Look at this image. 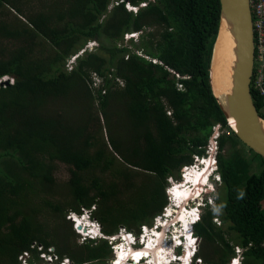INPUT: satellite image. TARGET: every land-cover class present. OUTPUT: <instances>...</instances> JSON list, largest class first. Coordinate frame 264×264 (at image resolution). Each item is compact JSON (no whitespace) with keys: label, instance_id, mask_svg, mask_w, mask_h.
Segmentation results:
<instances>
[{"label":"trees","instance_id":"16d2710c","mask_svg":"<svg viewBox=\"0 0 264 264\" xmlns=\"http://www.w3.org/2000/svg\"><path fill=\"white\" fill-rule=\"evenodd\" d=\"M219 12V0H0V79L13 80L0 86V264H37L51 249L106 264L107 240L78 244L67 216L92 210L106 237L139 234L215 126L221 186L194 227L197 258L229 264L240 247L241 264H264V159L233 134L210 84ZM256 54L251 96L264 119Z\"/></svg>","mask_w":264,"mask_h":264},{"label":"clouds","instance_id":"9594fccd","mask_svg":"<svg viewBox=\"0 0 264 264\" xmlns=\"http://www.w3.org/2000/svg\"><path fill=\"white\" fill-rule=\"evenodd\" d=\"M114 3V1H113ZM116 4V3H115ZM145 4H141L138 7H133L129 4L125 5V9L128 12L132 13H137L138 9L141 7H144ZM125 37H128L126 40L131 39L134 37V35H126ZM68 69L70 68V65L67 64ZM7 78L8 80L6 82H3L0 86L2 85H7V84H13V80L9 77H3ZM1 78V79H3ZM12 80V83L11 81ZM101 83L98 81H95V88H100ZM218 137V136H217ZM216 137V138H217ZM215 138V139H216ZM214 140V139H213ZM212 139L210 141H213ZM209 152V150H207ZM218 148L216 146V149H213L210 154H206L204 157H194L193 164L184 166L181 170L180 174V180H175L176 182L174 184H170L168 180V187L166 189V196L168 198L167 201L168 204H172L173 208L179 209L181 206L182 209H184L185 215H186V225H183V223L180 221V218L176 220L175 223H169V227L166 232H164V236L162 234L163 232V227L165 226V222L168 220V222H171L172 219H176V217H169L167 219L165 217L166 213L164 211L167 209V206L164 208L163 213L161 216L156 217L154 219V222L157 221L158 218H164L158 219L159 224L156 226L157 228H149L147 230V225L144 226L146 227V231H143L142 227L140 229L139 234H135L133 232H128L124 230L121 232V229H119L118 233L113 236L114 239L110 242L109 239L112 237H106L101 229L99 230L97 228V225L100 226L92 217H91V211L89 210H83L81 215H76L74 213L70 214L67 216V218L74 223L72 224V228L75 227L76 233H78L79 239H82L81 237H86L87 240L85 241H98V240H107L108 245L110 246L111 249V254L112 259L110 260L109 264L112 263V260L117 256L118 250L115 251L114 249V240L117 239L119 242L115 244V246L123 248L125 251V254L130 253V255L125 256V260L122 259L123 264H153V259L154 257L150 256L149 252L147 251L145 255L141 256L137 261H134L133 259V254L135 253L136 250H143L145 247H147V242H144V239H148L149 236L152 237L151 230H155L156 233L158 234L157 240L159 241H168L171 242L173 241L174 244L172 245V248L168 249H161L160 252L157 253V259H156V264H183L181 261L183 254L185 252V244L188 241L192 242V245L194 246L193 250L190 252V255L188 258V261H185V264H197V261L200 260L197 258V247L196 244L198 242V238L195 235L194 227L195 225L200 221L201 213L209 208L212 209L215 201V197L217 194V189L221 186V177L220 173L218 171V165H217V160H216V154H217ZM205 162V163H203ZM198 167V168H197ZM195 168L198 171V176H197V184L196 185H191L193 186L191 188L192 191H194L191 195L190 198L187 200H179V203L177 204L172 199V194L170 192H183L184 188L183 186L185 185V175L187 174L188 170H195ZM194 175V174H193ZM192 175V177H193ZM173 180V179H172ZM180 181V182H178ZM175 195V194H174ZM241 197L243 196V193H240ZM171 198H170V197ZM186 201V202H185ZM185 203V204H184ZM179 205V206H178ZM181 209V208H180ZM179 209V210H180ZM214 211L219 212L220 209L216 208ZM193 213V214H192ZM73 215V216H72ZM71 217V218H69ZM84 218L88 221V224L85 223ZM81 220V222L79 221ZM80 222V223H79ZM214 222L217 223V219H214ZM90 223V224H89ZM176 231H181L183 232V236L179 237V241L177 242V239L175 237H178L174 234ZM104 235V236H101ZM155 236H153L152 239H154ZM234 256L231 258L229 264H241L242 261V249L240 247H235L234 249ZM51 253V252H50ZM149 254V256H148ZM41 259L45 262L44 264H51L53 262L52 258H54L55 261H58L56 257H54L53 254H46L42 253L40 255ZM63 263L61 264H69L70 261L68 259L61 260ZM141 261V263H140ZM201 264H203L202 260ZM67 262V263H66ZM20 264H29L26 261H23V263Z\"/></svg>","mask_w":264,"mask_h":264},{"label":"water","instance_id":"95a60500","mask_svg":"<svg viewBox=\"0 0 264 264\" xmlns=\"http://www.w3.org/2000/svg\"><path fill=\"white\" fill-rule=\"evenodd\" d=\"M219 3V26L210 65L211 88L212 62L216 45L224 34H221L222 31L227 35L232 50L229 57L228 89L218 96L213 95L236 138L264 159V119L257 112L251 96L255 42L250 3L249 0H219Z\"/></svg>","mask_w":264,"mask_h":264},{"label":"bare ground","instance_id":"6f19581e","mask_svg":"<svg viewBox=\"0 0 264 264\" xmlns=\"http://www.w3.org/2000/svg\"><path fill=\"white\" fill-rule=\"evenodd\" d=\"M224 33V34H222ZM221 39L219 40V42L216 45V49L214 52V58H213V62H212V68H211V81H212V89H213V93L214 95L218 96L221 93L225 92L228 89V70H229V57H230V53L232 50V45L230 43V41L228 40L227 35L225 34L224 31L221 32ZM224 35V36H223ZM205 163V162H203ZM194 174V175H193ZM193 175V177H192ZM198 171L193 170L191 172H189L188 174L185 175V185L183 186L184 191L183 192H170L172 195V199L174 202H176L177 204L179 203V200L183 199V200H187L188 198L191 197L192 193L194 191L191 190V188L193 186L191 185H196L197 184V176H198ZM175 194V195H174ZM171 198V197H170ZM186 202V201H185ZM185 204V203H184ZM171 206L167 207V209H170L169 212H167V209L164 211V213H166L165 217L167 219H169V217H176V219H172L171 222H168V220L164 223L165 226L162 228L163 229V236H164V232L167 231L168 227H169V223H175L176 220L178 218H180V221L183 223V225H186V215L184 212V209H182V207L180 206L179 209L177 207V209L173 208V205L170 204ZM179 206V205H178ZM183 210V211H182ZM171 211V212H170ZM175 212V214H174ZM193 214V213H192ZM145 232H147L145 230ZM151 234L152 237L149 236L148 239H144V242H147V247H145L143 250H136L135 253L132 255L134 261H137L141 256L147 254L146 252L148 251L149 254H151L150 256L154 257L153 264H156V259H157V253L161 251V249H167L165 248V242L164 241H159L157 240L158 234L156 233L155 230H151ZM174 234L178 237H175V239H177V242L179 241V237L183 236V232L181 231H176L174 232ZM153 236H155L154 239ZM194 246L192 245L191 241L186 242L185 244V252L183 254V257L181 258L183 264H185V261H188L190 252L193 250ZM148 254V256H149ZM129 256L130 253L125 254V251H120L117 252V256L112 260V263L110 264H123L122 259L125 260V256Z\"/></svg>","mask_w":264,"mask_h":264},{"label":"rangeland","instance_id":"374dc122","mask_svg":"<svg viewBox=\"0 0 264 264\" xmlns=\"http://www.w3.org/2000/svg\"><path fill=\"white\" fill-rule=\"evenodd\" d=\"M130 36V35H129ZM128 37H125V42L126 43H129V41H126V39H127ZM136 41V40H135ZM129 45V44H128ZM97 46V44L96 43H93V42H91V43H89L86 47H87V49L89 50V51H93L94 49H95V47ZM74 61V58H71V60L68 62V64L71 66V63ZM257 84H259V77H258V80H257ZM222 132H221V129L219 128V129H217V131L214 133V136H212V140L215 138V137H217V136H219L220 134H221ZM225 133L226 134H229L228 133V131H225ZM215 143V142H214ZM214 143H212V141H210L209 142V144H208V146L206 147V152H205V154H210V152H208L207 150H208V147H210L211 145H213ZM238 148L240 149V153L242 154V156H244V157H246L250 162H251V169H250V174L251 173H256V172H258V171H260V167H259V164H260V159H258V158H256V156H254L252 153H250V151L247 149V148H245L244 146H242L241 144L238 146ZM194 160V159H193ZM61 168H63L62 166H61ZM198 168V167H197ZM197 169L195 168V171H196ZM189 172H191V170H188V172H187V174L189 173ZM65 174V175H64ZM58 175V178L59 179H63V178H65V177H67V173H66V171H65V169L63 168L62 170H61V172L59 171V173L57 174ZM169 182H170V184H174L176 181H175V179H169ZM178 182H180V181H178ZM170 197V196H169ZM167 200H168V198H167ZM168 202L169 201H167V204H168ZM170 207L171 205L169 204V205H167V207ZM169 210L170 209H167V212H169ZM183 211V210H182ZM171 212V211H170ZM174 214H175V212H174ZM162 215V214H161ZM160 215V216H161ZM69 218H71V217H69ZM156 218V217H155ZM154 218V219H155ZM66 219H68V218H66ZM72 219V218H71ZM154 219H153V222H152V225L149 227V226H147V230H149V228H154L155 227V224H156V222H154ZM158 219H162V220H164V218H158ZM157 219V220H158ZM84 220H85V223L86 224H88V221L86 220V218H84ZM80 222H81V220H79ZM71 223H72V221H70ZM79 222V223H80ZM73 225H74V223H72ZM90 224V223H89ZM158 226V225H157ZM72 230H73V232H74V234L75 235H79L78 233H76V230H78V229H75V227H73L72 228ZM121 232H123L122 231V229H121ZM230 237H235V234L234 233H230V235H229ZM76 240H77V243L78 244H83V243H86L85 241H83V239L81 240V239H79V237L78 238H76ZM117 242H119V240H117V239H115L114 240V249H115V251H124L123 250V248H121V247H118V246H115V244L117 243ZM174 244V242L173 241H171V242H168V241H165V248H172V245ZM199 245H200V241L198 240V242H197V244H196V247H197V250L199 249L198 247H199ZM39 250V249H38ZM48 252H52V254H53V249H51V250H48ZM112 255H113V252H112ZM29 258V256H26V255H24V257H23V259H19V262L21 261V263H23V261H26L27 259ZM112 259V258H111ZM111 259H108L107 260V262H106V264H109V262H110V260ZM40 260H41V257H40ZM52 260H53V262L51 263V264H61V263H63V261H55L54 260V258H52ZM62 260H64V259H62ZM44 261L43 260H41V262L40 263H37V264H44L43 263ZM67 263V262H66ZM140 263H141V261H140ZM69 264H72L71 262H69ZM92 264H94V263H92Z\"/></svg>","mask_w":264,"mask_h":264},{"label":"built area","instance_id":"2783aa9c","mask_svg":"<svg viewBox=\"0 0 264 264\" xmlns=\"http://www.w3.org/2000/svg\"><path fill=\"white\" fill-rule=\"evenodd\" d=\"M250 3V8L252 12V17H253V32H254V42H255V53H257V60L261 62V66L258 68V73H259V84H257V88L259 89L260 93L264 95V88L262 86L263 80H264V64H263V59H264V1L263 0H249ZM8 79L3 78L0 79V85L3 82H6ZM12 83V80H10ZM180 87V86H179ZM219 129V126H215L213 128L214 133ZM213 133V136H214ZM216 138V137H215ZM212 141L214 143L210 147H208L209 152H211L213 149H216V139ZM73 216V215H72ZM155 229L157 228L156 226L160 223L159 220L155 221ZM97 228L100 230L101 227L97 225ZM143 231L146 230V227L142 226ZM124 231V229H122ZM101 236H104L101 234ZM83 241L87 240L86 237H81ZM81 239V240H82ZM114 239V237L110 238L109 241L111 242ZM197 264H201V261L198 260Z\"/></svg>","mask_w":264,"mask_h":264}]
</instances>
